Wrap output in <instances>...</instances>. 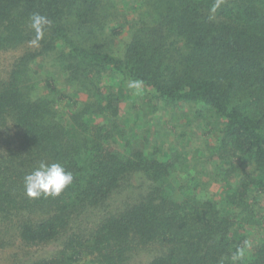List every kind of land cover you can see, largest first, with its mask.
<instances>
[{"label":"trees","instance_id":"1","mask_svg":"<svg viewBox=\"0 0 264 264\" xmlns=\"http://www.w3.org/2000/svg\"><path fill=\"white\" fill-rule=\"evenodd\" d=\"M111 3L0 0V51L35 38L34 13L51 21L39 47L17 57L0 81V127L10 122L19 130L0 160V213L17 216L27 247H60L26 264H129L150 246L157 250L144 264H264V0H141L128 21L107 27ZM125 31L121 50L100 39ZM49 54L62 84L49 77L46 92L34 93L29 65ZM118 85L140 87L153 110L182 105L218 125L216 166L228 164L232 183L221 203L173 198L182 184L193 190L190 178L173 186L174 156L162 160L126 136ZM41 162L73 174L59 196L25 195L24 177ZM132 177L139 178L137 197L88 227L71 224Z\"/></svg>","mask_w":264,"mask_h":264},{"label":"rangeland","instance_id":"2","mask_svg":"<svg viewBox=\"0 0 264 264\" xmlns=\"http://www.w3.org/2000/svg\"><path fill=\"white\" fill-rule=\"evenodd\" d=\"M113 1L114 3H111L113 6L109 8L108 15L105 18L107 27L109 25L112 27L115 24H124L128 21L127 19L133 16L134 11L141 6V0ZM128 36L129 34L125 31L116 40H111L108 37H99L104 39L112 48L121 50L124 42L129 38ZM96 37L92 38L91 41H98ZM34 47L27 43L17 48L0 51V81L8 78L14 60L23 54L24 51ZM45 58L42 59L40 57L32 62L29 65L28 73H26L28 77L26 83L32 85L31 91L34 93L46 92V82L49 77L57 80L59 85L62 84V79L60 78L62 76H60L58 67H56L58 64L55 60V54L46 55ZM109 79L117 82L111 77ZM118 86L117 90L121 95L118 122L121 128L127 132L125 133L126 136L130 137L133 144L138 143L137 146H145L147 153L150 154L152 152L154 156L156 155L162 160L167 159L169 156H174L177 167L172 179L176 183L171 181L173 186L177 185V181L180 182L183 179L190 178L189 182L187 180L183 182H188V185L194 187L193 190L185 189L182 184L178 193L173 194L174 199H181L183 196L191 194L202 201L211 196L212 200H215L224 196V194L228 195L231 193L232 183L229 184L228 177L224 174V170L229 168L228 164L222 162L223 164L217 163L216 166L219 153L215 148L217 145L215 137L217 135L212 129L214 127L217 128V124H206L200 117L194 119L196 110H190V108L186 107L182 108V105L174 110L168 108L153 110L154 103L146 101L147 95L139 89L140 87L132 90L126 85ZM70 91H72L73 96H79V93L72 88ZM79 97H81L80 101L85 100L83 94H80ZM59 108L62 111L67 110L66 105L63 103ZM199 124L200 127H197ZM2 126L0 127V160H2V157L7 156V150L14 147L19 139V130L14 124L6 122ZM210 127L211 132H209ZM210 160L215 162V164ZM199 171H206L205 176L199 175ZM138 179L137 177H132L129 182H122L120 187H123L117 188L116 193H113L102 207L84 212L82 218L72 220L71 224L75 226L79 222L78 225H82V228L88 227L95 223L99 216L101 217L107 210H115L116 207L123 205L125 200L126 202L129 201V195L137 197V190L133 184H139ZM167 187L171 188V185ZM219 202H222L221 199H219ZM17 222L18 218L14 214L6 215L5 213H0V264H26L36 259V257H48L60 248L58 242L27 247L18 237ZM139 249L133 253L129 264H137L139 262L144 264L154 255L155 252L153 250H157L156 246L155 249L151 246Z\"/></svg>","mask_w":264,"mask_h":264},{"label":"clouds","instance_id":"3","mask_svg":"<svg viewBox=\"0 0 264 264\" xmlns=\"http://www.w3.org/2000/svg\"><path fill=\"white\" fill-rule=\"evenodd\" d=\"M30 27L35 31V38L30 40L32 46L39 47L44 32L51 21L39 13L30 17ZM73 174L66 171L59 163L41 162L38 167L24 177L25 195L29 198L56 197L73 182Z\"/></svg>","mask_w":264,"mask_h":264}]
</instances>
